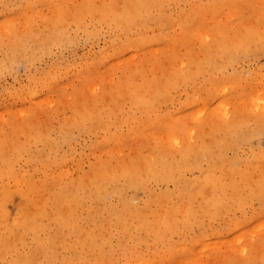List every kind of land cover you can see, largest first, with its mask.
<instances>
[{
    "label": "rangeland",
    "instance_id": "obj_1",
    "mask_svg": "<svg viewBox=\"0 0 264 264\" xmlns=\"http://www.w3.org/2000/svg\"><path fill=\"white\" fill-rule=\"evenodd\" d=\"M82 1L0 0V23L2 25L0 26V151L4 152L6 159L8 158L6 161L4 158L3 163H8V160L11 159L9 161L10 166H13V168H10L12 171L11 176L4 177L3 181L0 180V193L3 190V186L7 187L8 195L4 202L7 213L11 215H15L16 213L17 215L20 212V215H18L19 220L16 223L17 228H14L15 231L22 232L23 241L17 242L16 247L19 249L18 252L26 253L37 245L40 238H46L48 233L50 234L51 232L52 235L55 234L56 227L61 226L55 217H58V219L63 218L62 220L67 218V213H65V217L63 210L67 212L66 209L68 207L70 211L73 209L72 214L73 212L76 213L75 210H77L76 214L78 217H75V213V215L73 214L75 218L73 216L71 218L68 215L72 220L69 217L67 220L70 223L66 219L64 220L68 223L66 227L72 226L74 223L77 225L76 222H73L75 219L74 221L78 223L77 226L84 228V230L75 233L67 231V233L59 232L60 234L55 235L54 252L47 255V258L43 257L42 254L40 256L39 252L37 253L38 256L36 258L42 264H94L88 260V256L84 251L85 249L77 242L79 238L84 237L85 233L83 232H85V228L88 226V214L90 213L87 209L88 206L93 205L90 204L88 199V192H86L88 191L86 189L88 185L85 183V177L91 174L88 171L90 167L93 170V166L96 167V164L106 162L113 167H121L123 164L128 163L130 159H138L139 156L146 155L149 151V146L156 139L160 141L158 142L159 144L168 145L166 131H160L157 137L150 134L151 123L148 122L150 121L149 113L147 111H145L146 113L143 112L144 110L139 107L131 109L129 95L131 92L140 93L144 91L146 85L150 84L149 86L153 87L160 79L162 80L168 76L170 78L172 70L180 69L177 66L181 64H183L182 67L186 70L184 72L186 82L177 80L178 82L175 83V86L169 88L168 96L161 97L160 101H156L157 104L155 103V111L152 116H163L165 119L173 120L174 123L177 121L174 125L177 128L176 134L183 139V142H186L185 144L195 145L194 147L207 146L212 149H216L217 139L223 138L225 132L236 125H238L237 127L244 134H248L252 130H255V128H262V133L246 137L235 150L229 149L227 155L237 158L234 161L232 160L234 166L236 165L235 167H243L246 161L249 162L256 157L250 163H257L255 167L249 165V180L252 182L257 176L264 173V158L261 157L264 154V127L261 126H264V124H259L258 120L259 117L264 115L262 113L264 112V94H262L264 93V39H254L255 37H253V40H248L245 48L235 56L236 59L233 57L231 63L227 66L213 68L209 71H200L196 67L197 63H201L204 57V44L208 42V36H213L212 32L216 27L222 29L230 28L231 30L236 29L238 31L249 29L254 30L256 34H264L261 33L264 32V0H163L160 7L158 6L159 8H156V6L155 10L152 9V12H150L151 16L148 17L146 27H140L139 25L132 27L127 24H123V27H118L116 24L99 19L96 15L98 11H94L95 18L91 21H87V23L77 22L74 19L76 15L82 13ZM91 2L93 10L95 7L104 9L103 6H107L108 11L112 13V10L118 11L124 6L126 7L129 0H91ZM61 6L67 8L63 14L67 20L65 37L59 39L58 42L34 47L30 45V48L27 50V57L16 60L17 63L4 58V54L9 50V42H13L15 35L21 34L24 31L23 29L33 28L45 33L50 31L54 26L58 25L57 28H59L60 25L55 11H59ZM70 8L74 13L72 14L73 17H69L72 13ZM142 14L146 18L149 16L147 12ZM158 16L160 22L157 18ZM5 30L8 31L5 32ZM134 34L140 39L139 41L136 40L137 43L135 45L124 46L125 48L120 46L128 39H131V36H135ZM129 36L130 38H128ZM50 44L53 45L51 46ZM130 58H134V60ZM11 61L12 63H10ZM121 64L122 66H120ZM211 71L213 72L211 73ZM166 72L169 73L166 74ZM213 79H216L217 83ZM46 99H48L47 102ZM118 100L122 104V106L120 105V110H118ZM105 108L106 110L113 108L116 116H112V114L110 115L111 117L106 116ZM128 110L132 111L131 113L134 115L135 122L133 119H129L128 121L124 119V115H126ZM192 111L194 112L192 113ZM221 114L226 117H222ZM178 115L181 116L180 120H176L179 117ZM67 118L70 119L68 120ZM101 120L104 121L101 122ZM110 120L112 122H109ZM143 122L144 124H142ZM71 123L75 125L73 124L69 132H66L68 135L62 134L65 133L63 132L65 127H68ZM98 123H101L102 126ZM222 123H224L223 126H221ZM37 125L40 126L38 127ZM41 125L43 126L41 127ZM170 125V127L173 126V124ZM148 129L150 132L147 131ZM43 130H49V132L46 131V133ZM246 131L248 132L246 133ZM44 133L49 135L46 136ZM120 134L122 135L120 136ZM107 135H110V137L107 138ZM188 136L191 141L187 138ZM47 137L52 138V143L49 141L50 139L48 140L51 144L46 142ZM54 140L57 144L54 143ZM7 146L11 148V151H9ZM207 162L210 161L204 157L202 161L204 169L208 166ZM215 171H217V175H220L219 169ZM197 174V170L193 169L186 172L185 175L192 178L193 175L196 176ZM74 175L76 176L74 177ZM14 178L22 181L30 179L31 182L34 181L36 183V187L33 186L35 187L34 189L30 186L33 183L28 184L29 188L26 186L30 192L35 193L34 195L38 193H42L41 195L43 193L46 194H44L45 197L40 196V194L38 197L33 195L35 197L34 202L39 206L38 208L44 206L47 210L45 216H43L44 218L42 217L41 221H38V224L44 223L45 225L44 230L41 229V232L37 231L39 234L35 233L36 230L33 228L34 223L27 214L32 212L26 209L29 207L38 208L34 206L35 203L32 206H30L31 204L27 206V197H23V192H20L21 189ZM76 181L83 183V185L80 183V185H75V187L79 186L78 188L76 187L77 196L74 198L76 202L71 203L73 198L69 202L70 197L68 200L66 198L61 200V196H59V200L55 201L53 199L59 190V194L61 195V189L65 187L64 185L68 188V190L64 188L67 192L70 191L69 189H73L74 183H77ZM149 184L155 192H159L163 188V186H159L154 181ZM50 186H55L52 189L56 190L53 191L51 189L54 194L49 190ZM172 186L171 182L166 184V187L169 189ZM73 190L69 194H74L75 190ZM128 193L131 194L132 192L129 191ZM115 194H110L112 196H108V201L116 206L118 196L117 194L115 196ZM49 195L52 197V200ZM39 197L46 200H40ZM130 197L135 205H140L139 207L144 205V202L142 204V200L145 199V195L142 190L135 191ZM36 200H40L41 203L42 201L44 202L40 205L41 203H38ZM200 200L201 197L198 198L196 203L198 204ZM50 201L55 202V204L53 203L54 206ZM21 203H26L24 205L27 206L25 209H22V212L20 208L24 205H21ZM75 206L77 207L75 208ZM231 210L223 211L224 213L221 212L214 219L200 215L198 223L195 222L196 224L194 223V226L192 225V228L187 233L175 234L173 240L177 243L183 241L186 245L180 251L179 249L178 251L176 250L177 252L172 251L174 252L172 253L173 255H170L171 253L169 255L160 253L162 245L151 244V239H148L144 232L142 235H144L146 241L143 240L144 244H140L138 246L140 248L138 249L139 251L141 250V254H144V259L151 255L149 257H152L154 261L150 264H194L197 257L202 258L205 264H221L223 261L228 260L227 256H232L231 259L235 261H233L234 264H238V261L244 258L243 256L246 254L240 251L239 253L238 251H236L237 253L233 252L232 248L228 247V244H225L226 246L223 244V240L225 238L227 240L232 234L239 232L241 228L243 235L248 236L249 240L257 236L254 234L261 229L259 223L264 221V200L253 199L243 204V206H234L233 210ZM247 217L249 222L246 219ZM242 219L246 223L242 222V225H240ZM63 227L64 231L70 229ZM246 228L248 229V233L246 232ZM202 233L205 235L204 244L192 240L195 234L197 236ZM107 234H109L108 237L111 239L112 245L116 248L113 252V264H124V258L122 257L123 250L116 243L117 234H111L110 232ZM257 234H261V239L260 236H258L259 238L256 237L259 244L257 246L254 244L255 247L252 248L253 251L255 250V253L251 250L253 257L255 256L254 258L256 259L253 261L254 264H258V259L261 256L260 253L264 251V247L261 248L264 245L262 244L264 243V231ZM220 240H222V243ZM246 240H248L247 237L244 241ZM257 240H254L255 243ZM205 241H207V245H205ZM60 242L63 243L62 247L60 246L62 245ZM186 242L188 244L190 242L192 247ZM210 244L213 246H210ZM215 244L218 245L215 246ZM188 246L189 248H187ZM204 246L206 247L204 248ZM7 251L9 252L8 255L5 251L0 252V264H7L10 257L15 256L14 250ZM230 251L233 254H229ZM189 252L195 253V256L191 254L192 258ZM241 253L244 255L242 256ZM219 254L220 256L218 257ZM214 255L215 258L212 257ZM208 258L211 259L209 260ZM199 261L201 262V259ZM198 262L196 263L198 264Z\"/></svg>",
    "mask_w": 264,
    "mask_h": 264
},
{
    "label": "bare ground",
    "instance_id": "obj_2",
    "mask_svg": "<svg viewBox=\"0 0 264 264\" xmlns=\"http://www.w3.org/2000/svg\"><path fill=\"white\" fill-rule=\"evenodd\" d=\"M162 1L163 0H129L126 7L124 6L121 10H118V11L112 10V13H110L107 9V6H103L104 9L100 8V7L99 8L95 7V9L93 10V8H92L93 4H92L91 0H83L81 2L82 3V5H81L82 13L76 15V18L74 20L77 22H84V23L86 22L87 23V21H91L93 18H95L94 11H98L99 14L97 13L96 15L99 19L103 20L104 22H110V23L116 24L118 27L119 26L123 27L122 26L123 24L124 25L127 24V25L132 26V27H135V25L136 26L139 25L140 27H146L148 24L147 23L148 17L151 16L150 12H152V9H154L156 6H157L156 8H159ZM62 5L64 6V4H62ZM91 5H92V7H91ZM63 6H61L59 8V11L56 10L57 13L55 11V14H57V21L60 25L59 28H57L58 25L54 26L50 31H47L45 33L37 31L33 28L23 29L24 31L21 34L15 35V40L13 42H9V44H10L8 47L9 50L6 51V53L4 54V58L10 59V60H13V62H16V60H18V59L27 57V50H28V48H30V45L34 47V46H38V45H42V44H46V43L58 42L59 39H61L62 37H65V35H66V27L65 26H67V20L64 18L63 14L67 10V8L63 7ZM67 7H69V6H67ZM70 10L72 12L71 8H70ZM145 12H147V14L149 15V16H147V18L145 15L142 14ZM69 13H70V11H69ZM72 14H74V13L72 12L71 15L69 14L70 15L69 17H73ZM52 16H51V18H52ZM21 17H22V15H21ZM157 18L159 19V22H160L159 16ZM24 20H25V17H24ZM64 22L66 23L65 25H64ZM165 24H167V23H165ZM173 24H175V23H173ZM0 26H2L1 23H0ZM230 27H232V26L230 25ZM6 31H8V30H5V32ZM253 31L254 30H249V29L246 31H242V30L238 31L236 29L231 30L230 28H228V29H226V28L222 29L220 27L214 28V30L212 32L213 36L212 37L208 36V42L204 44L205 54H204V57H203L201 63H199V62L197 63V66H196L197 70L199 69L200 71L201 70L209 71V70H212L213 68H220L222 66L229 65L231 63V60L233 59V57H235L240 51H242V49L245 48V44H247L246 42L248 40H253V37H255L254 39H261V40L264 39V34H256L255 31L254 32ZM127 33H129V32H127ZM261 33H264V32H261ZM209 34H211V33H209ZM134 35L135 36H131L132 37L131 39H128L126 42H124L120 46L124 47V46L135 45L137 43L136 40L139 41L140 39L138 38V36L136 34H134ZM128 38H130V36ZM133 40H135V41H133ZM249 42H251V41H249ZM124 51H126V50H124ZM157 53H158V50H157ZM135 54H137V53L135 52ZM133 55H134V53H133ZM2 58H3V56H2ZM234 59H236V57ZM131 60H134V58H132ZM3 61H5V60H3ZM7 61L9 62V60H7ZM164 62H166V61H164ZM10 63H12V61ZM181 63H182V61H181ZM142 65H144V64H142ZM182 65L183 64L177 66L180 69L177 68V69L172 70V72H171L172 74H171L170 78L168 76L162 80L160 79L159 81L156 82V84L153 87H150L149 86L150 84H149L148 86L147 85L145 86L144 91H142L140 93L139 92H136V93L131 92V94L129 95V99H130V103H131V107H132L131 109H135V108L139 107L140 109L144 110L143 112L147 111L149 113L151 119L149 118L150 121H148V122L151 123V132L149 131V129L147 131H149L150 134H153L154 137H157V135L160 134V131H162V132L166 131L167 133L166 132H164V133H166L167 137L166 136L165 137L168 139V140L166 139L168 145H166V144L161 145L158 143L160 141H157V139H156V141L154 143H152L151 146H149V151L146 155L139 156L138 159H130V161L128 163L123 164L121 167H119V166L113 167V166L109 165V163H106V162H102L99 164L95 163L97 166L94 167L92 165L94 169L91 170L92 167H90V169L88 171L89 174L90 173L91 174L89 176L86 174L87 177H85V179H86L85 183H87L86 185H88V188H86L85 185L84 186L88 190L86 192H88V199L90 201V204H93V205L89 207L88 204H86L88 206V209L87 208L86 209L90 212L88 214L89 215L88 226L85 228V232H83V233H85L84 237H81V238L77 237V238H79V241H77V242L80 244V246L83 249H85L84 251L88 256V260L90 262H93L94 264H107V263L113 264L114 263V260H113V254L114 253L113 252L116 248L114 245H112L111 239L108 237L109 234H107V233H109V232L111 234H114V233L117 234V236H116L117 242L116 243H117V245L121 246V249L123 250V256L122 257L124 258V264H150L151 262L154 261V259L152 257L151 258L149 257L151 255H149L148 257H146L144 259L143 258L144 254H141V250L139 251V249H138V248H140L138 246L144 242L143 240L146 241L144 235H142L143 232L147 235L148 239H151V241L149 240L151 242V244L153 243L154 245H157V246L159 244L162 245V247L160 248V253L165 254V255H169V253H171L170 255H173L172 253L177 252L178 249H179V251L181 249H184V245H186L185 242H183V241L178 242V243L176 241H174L173 236L175 234H179V233L180 234L181 233H183V234L187 233L192 228V225L198 221V218L200 217V215H202V217L208 216L210 219H214L221 212H223V211L226 212L229 209L231 210V207L233 210L234 206H239V207L243 206V204H246L249 201H252L253 199L264 200V173H261L259 176H257V178L253 180V182L249 180V178H250L249 177V170H250L249 165H252V167H255V165L257 163L256 164H250V163L253 160H255L256 157L249 162L244 161L245 166H243V167H241V166L235 167L236 165L234 166L233 161L237 158L236 157L235 158L229 157L227 155V151H229V149L235 150V148L239 145V143L242 140L246 139V137H250L251 135L256 136V135L260 134L262 128H260V129L255 128V130H252L248 134H244V132L242 133V130L237 127L238 125H236L233 128L226 131L223 138H220L219 140L217 139L216 149H212V148L207 147V146L194 147L195 145L192 146V145L185 144L186 142L185 141L183 142V139L178 137V135L176 134L177 128L174 125H175V123H177V121H175V123H174L173 120L171 121V120H168L167 118L165 119L163 116L162 117H159L156 115L154 117L152 116V114H154V111H155L154 106H155L156 101L159 99L161 100V97L164 98V97L168 96L167 94L169 93L168 92L169 88L171 86L174 87L175 83H177L178 81H185L186 80V77L184 74V72L186 70L182 67ZM120 66H122V64ZM168 71H169V69H168ZM212 72L213 71H211V73ZM168 73L166 72V74H168ZM164 76H166V75L164 74ZM215 80L216 79H213V81L217 83V81H215ZM221 83H223V82H221ZM91 85H94V84H91ZM85 86H86V84H85ZM224 86H225V84H224ZM262 94H264V93H262ZM28 95L30 96V94H28ZM50 99H52V98H50ZM117 99H119V98H117ZM67 100H69V99H67ZM47 101H48V99H46V102ZM69 101H71V100H69ZM50 103H52V102H50ZM118 103H119V100H118ZM226 104H228V103H226ZM120 105L122 106V104L119 103L118 110H120V108H121ZM77 106H79V105H77ZM105 110H106V108H105ZM202 110L204 111V109H202ZM19 111H21V110H19ZM95 111H93V112H95ZM118 112H121V111H118ZM131 112L128 110L126 112V115H124V119H126L127 121L129 119H133V121H134L135 118ZM193 112L194 111H192V113ZM24 113H27V112H24ZM262 113H264V112H262ZM105 114H106V116L107 115L110 116L111 114H112V116L113 115L116 116V112L113 108H108L105 111ZM197 114H198V112H197ZM163 115L165 116V114H163ZM178 116L179 117L176 118V120L181 119L180 118L181 116L180 115H178ZM221 116L226 117L225 115H222V114H221ZM195 118H197V117L195 116ZM43 119H45V118H43ZM68 120H66V121H68ZM71 120H72V118H71ZM190 120H191V118H190ZM235 120H237V119H235ZM258 120H259V124H264V115L259 117ZM103 121L101 120V122H103ZM109 122H112V121L110 120ZM130 122H131V120H130ZM169 123L173 124V126L170 127L171 125ZM73 124L74 123H71L68 127L66 126L64 131H63L65 133H62V132L61 133L67 136L68 133H66V132H69V130L72 128ZM98 124L101 125V123H98ZM142 124H144V122ZM223 124L224 123H222L221 126H223ZM37 126L39 127L40 125H37ZM42 126L43 125H41V127ZM127 127H128V125H127ZM149 127H150V125H149ZM261 127H264V126H261ZM190 130H188V131H190ZM46 131L49 132V130H46ZM46 131H44V132H46ZM220 132H219V134H220ZM247 132L248 131H246V133ZM122 134H120V136ZM132 134H133V132H132ZM193 134H194V132H193ZM47 135H49V134H47ZM117 136H118V134H117ZM191 136H193V135H191ZM215 136H216V134H215ZM109 137H110V135H107V138H109ZM44 138H45V136H44ZM124 138H126V136H124ZM187 138L189 139V136ZM49 139L50 138L46 139V142L50 143L52 141V138L50 140ZM142 141H144V140L142 139ZM168 141H170V142H168ZM54 143H56L55 140H54ZM164 143H166V142H164ZM196 146H197V144H196ZM4 147H5V145H4ZM7 147L9 149V151H11V148L9 146H7ZM117 148H119V147H117ZM133 150H135V149H133ZM4 151H6V150H4ZM12 153H13V151H12ZM37 154L39 155V153H37ZM9 155H11V154H9ZM259 156H261V155L259 154ZM259 156H257V157H259ZM204 157H206L210 161V162H207L208 166L205 169L202 167V161H203ZM261 157L264 158V154H262ZM3 159L6 161L8 158L6 159V157L4 156V152L0 151V163H2V164H0V180H2V181L5 179L4 177H8L12 173L10 168H13V166H10V162H9V161H11V159L8 160V163L7 162L3 163V161H4ZM95 162H97V161H95ZM99 162H101V161H99ZM261 166H262V164H261ZM193 169H196L198 174L196 176L193 175L192 178L186 177V175H185L186 172H189ZM216 169L220 170V175H217V173H216L217 171H215ZM16 176H17V174H16ZM62 176H64V175H62ZM62 176H61V179H62ZM65 176H67V175H65ZM75 176L76 175H74V177ZM253 177L255 178V176H253ZM15 180L21 189L20 192H23L22 193L24 195L23 197H25V198L27 197V200H28L27 206H29V204H31L30 206H32V204L35 203L34 202V200H35L34 196L38 197V195L40 193H38L37 195H34L35 193L33 194V192H30L28 190V188L30 186H32V188L34 189L36 187V185H35L36 183H34V181L31 182L30 179H28V181H30L29 183H27L28 182L27 180L22 181V180L17 179V178ZM152 181L157 183L159 186H163V188L159 192L153 191L152 188L150 187V184H149ZM76 182L78 184L74 183V187H75V185H80V184L83 185V183H80L78 181H76ZM169 182H171L173 184L171 189L166 187V184ZM31 183H33V185L29 186L28 184H31ZM33 186H35V187H33ZM64 186H65L64 188H67L66 185H64ZM50 187L51 188H49V190L52 191L53 190L52 187H55V186H50ZM74 187H73V189L75 191L73 189H69V190L70 191L73 190L74 194H76V187L77 186L75 188ZM6 188L7 187L3 186V190L0 193V252L5 251V253L8 255L9 252L7 250H10V251L14 250L15 251V256H13V257L11 256L9 261H7V264H42V262L40 260L38 261L36 258L38 256L37 253L39 252L40 256L42 254L43 257H45V258H47V255L52 254L54 252V248H55V238H56L55 235L60 234L59 232H66L67 233V231H69V232L73 231L75 233V232L84 230V228H80V226H77L78 223H77V221H74L75 219L73 220V222H76L77 225H75V223H74V224H72V226L70 225V226L66 227V224L70 223L67 220V218L69 216L74 217V215L78 212L77 210H75L76 213L73 212V214L75 213L73 215L72 214L73 209L70 211V209L68 207V209H66L67 212H65L63 210L65 217H66L65 213H67V218H65V217L64 218L68 221V223H67V221H64L65 219L62 220L63 218L58 219V217H55L59 221V223L61 224V226L56 227V233L55 234L52 235L51 234L52 232H51L50 234L48 233L46 238H40L39 237L40 241L37 242V245H35L34 248L30 249L29 252L28 251L26 253L18 252L19 249H17V247H16L17 242L19 243V242L23 241L22 232L17 231V230L15 231V228H17L16 223L19 220L18 215H20V212H18L17 215H16V213H15V215L13 213H12L13 215L7 213V211H6L7 209H5V207H4V202H5L6 197L8 195ZM32 188H31V190H32ZM63 189H61V192H62L61 195L59 194L60 190L58 193H56V191H55L56 195L55 196L53 195L54 196L53 199L55 201L59 200V196H61V200L65 199V198L68 200V198L70 197L69 202L72 201L71 198H73V201L71 203H73L74 201L76 202V200L74 198H75V196H77V194L76 195L71 194V193L69 194L70 191L67 192L68 188H67V190L66 189L63 190ZM86 189H84V190H86ZM54 190H56V189H54ZM137 190H139V191L142 190L144 192V195H145V199L142 200V204L144 202V205L142 207H139L140 205L139 206L135 205V203H133V201L130 197L132 195V193H135V191H137ZM53 191L51 193H53ZM129 191H131L132 193L129 194L128 193ZM86 192H84V193H86ZM28 193H29V195H28ZM112 193H116L118 196V202L117 203L115 202L117 204L116 206L113 203H111L110 201H108V196ZM41 194H40V196H44L45 193H43V195H41ZM116 194H115V196H116ZM111 196L112 195H110V197ZM199 197H201V200L197 204L196 201L198 200ZM44 199L40 198V200H44ZM134 199H136V198H134ZM40 200L39 201L36 200V201H38V203H41ZM51 200H52V197H51ZM44 201H42V203ZM111 201H112V199H111ZM51 202L52 201H50V203ZM42 203L40 205H42ZM45 203H47V202H45ZM53 203L55 204L54 201L52 202V205H53ZM24 204H26V203H21V205H24ZM36 204L37 203H35L34 206H36L38 208L39 206H37L38 204L37 205ZM27 206L26 205L22 206L20 208L21 212L23 211L22 209H25V207H27ZM72 207H74V206H72ZM76 207L77 206H75V208ZM26 209L32 212L29 214L25 211L29 215V218H31V220L34 223L33 228H35V230H36L35 233L37 231H40L41 229H43L45 227L44 223L38 224V221H41L40 219L43 216H45V214L47 212L46 207L41 206L38 209H36L34 207H31V208L29 207ZM54 209H55V207H54ZM68 210L71 213H69ZM17 211H15V212H17ZM249 216H251V215H249ZM73 217H71V218H73ZM75 217H78L77 214ZM243 219H244V217H243ZM243 219H242L240 225H242V222H244ZM246 219L249 222L248 217ZM244 223H246V221ZM49 225H47V226H49ZM62 227L65 229L66 228H70V229L69 230L66 229V231H64L62 229ZM82 227H84V226L82 225ZM257 227H258V224H257ZM259 227L261 228V229L258 228L260 230L259 231L260 233L262 231H264V221H261L259 223ZM230 229L232 230L231 227H230ZM243 229H245V228H243ZM240 230H239V232L232 234L230 236V238H228L227 240L225 238V240H223L224 241L223 244L224 245L228 244L229 245L228 247H231L233 252L238 251V253H239V251H240V252H242V253L244 252L246 254V255L243 254L244 255L243 256L241 253V255L244 258L240 259L238 257L240 259L239 260L240 263L238 261V264H254L253 261L256 259L254 258L255 256L253 257V253H255L254 252L255 250L253 251L252 248L255 247V245L257 246L259 244L257 238H259L258 236H260L261 234L258 235L257 233H259V232H257V233L255 232L256 234H254V235H257V236H255V237L251 236L252 238L249 240V237L246 235H243L242 230L241 231ZM246 230L245 231L248 233L247 228H246ZM249 232H251V231H249ZM231 233H233V232H231ZM80 234H81V232H80ZM244 234H245V232H244ZM34 236H35V234H34ZM204 237H205V235L203 233L199 234L197 236L195 234V237H192L193 238L192 240L196 241L197 243L204 244ZM244 237L245 238L247 237L248 240L244 241L245 240ZM253 239L255 241L257 240V242L255 243V241ZM260 239H261V236H260ZM214 240H216V239H214ZM214 240H212V241H214ZM149 241H147V242H149ZM220 241L222 243V240H220ZM205 242H206L205 245H207V241H205ZM60 243H62V242H60ZM221 243H220V245H221ZM262 244H264V243H262ZM188 245H190V247H192L190 242ZM216 245H218V244H215V246ZM60 246L62 247L63 243ZM210 246H213V245L210 244ZM205 247L206 246H204V248ZM262 247H264V245H262L261 248ZM187 248H189V246ZM231 248H230V250H231ZM227 250L229 251V249H227ZM251 250L253 251V253L251 252ZM172 251H174V252H172ZM220 251H222V250H220ZM225 251H224V254H225ZM231 251L229 252V254L232 253ZM153 253H155V252H153ZM185 253H183V254L185 255ZM189 253H190V255L193 254V252L192 253L189 252ZM197 253H198V251H197ZM200 253H202V252H200ZM194 254H193V256H195ZM260 254H261V256L258 259L259 260L258 264H264V251H262V253H260ZM186 255H188V254H186ZM257 255H258V253H257ZM193 256H192V258H193ZM219 256H220V254L218 255V257ZM212 257L215 258V255ZM235 257H237V256H235ZM197 258H199V257H197ZM197 258L195 259V257H194L196 262H198V260L201 259V262L199 261L198 264H205V262L202 260V258H199V259H197ZM223 258H225V257H223ZM231 258H232V256L231 257L227 256L228 262L225 260L221 264H224V263L225 264H227V263L234 264L235 261ZM204 259H205V257H204ZM220 260L222 261V259H220ZM195 261H194V264L196 263ZM206 263H207V260H206ZM77 264H79V263H77Z\"/></svg>",
    "mask_w": 264,
    "mask_h": 264
}]
</instances>
